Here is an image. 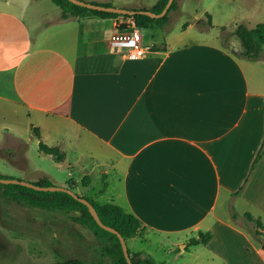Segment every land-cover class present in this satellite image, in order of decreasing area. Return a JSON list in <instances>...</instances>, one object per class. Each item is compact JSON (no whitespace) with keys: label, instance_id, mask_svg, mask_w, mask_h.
Returning <instances> with one entry per match:
<instances>
[{"label":"crops","instance_id":"0c3cea01","mask_svg":"<svg viewBox=\"0 0 264 264\" xmlns=\"http://www.w3.org/2000/svg\"><path fill=\"white\" fill-rule=\"evenodd\" d=\"M45 1L0 0V149L8 152L0 156L20 165L21 179L55 182L31 152L54 158L39 144L59 146L65 157L54 159L69 162L68 179L76 169L99 175L102 196L142 220L129 248L158 264H264V155L235 195L264 142V49L256 60L239 57L190 37L194 23L147 44L153 24L142 28L150 49L130 59L110 43L118 17L64 18L54 0L59 10L42 9ZM246 213L261 221L258 237ZM201 232L211 240L189 245ZM158 248L168 256L158 258Z\"/></svg>","mask_w":264,"mask_h":264},{"label":"rangeland","instance_id":"374dc122","mask_svg":"<svg viewBox=\"0 0 264 264\" xmlns=\"http://www.w3.org/2000/svg\"><path fill=\"white\" fill-rule=\"evenodd\" d=\"M110 1L115 5H120L119 3L125 0ZM138 1L149 5L155 0ZM178 1L180 4L183 1L181 12L172 11L170 21L164 24L163 29L161 26L156 27L154 25V29L144 30L147 44L160 40L161 36L165 37L171 34L174 38L183 34L184 25L194 23L197 27L188 32L190 37L197 39L209 38L213 42H221L228 50L242 57V43L239 38L230 33V29H235L242 22L250 27L264 22V0ZM45 2L42 9L49 13H54L60 9L52 0ZM208 13L212 15L213 26L207 33H204L200 29L208 28ZM201 19H204V22L201 23ZM223 25L227 27L224 31L221 29ZM220 32L221 37L219 40L217 35ZM31 155H33L35 161L46 169L48 177L55 181L54 184L64 185L62 181L70 177L68 174L70 171L69 162L59 167L58 162L50 155L38 158L34 150ZM0 169L16 177H23L20 165L17 162L12 163L10 158L0 156ZM75 176L72 178L76 181L74 190L77 193L82 196L93 197L103 204L109 201L106 197H103L105 195L102 196L105 185L104 179H101L99 175L81 174L79 177V171L76 169ZM78 177L79 179H77ZM253 225L255 224L253 223ZM143 231L144 228L141 229L139 234ZM142 243L140 242V246L151 248L147 243ZM128 244L130 245L131 241ZM155 244H152L154 248L157 245ZM155 254L160 259L168 256L161 248L155 250ZM71 258H81L85 262L114 264L112 258L102 252V243L94 232L74 222L66 214L37 212L0 193V264H50L63 262ZM171 260L172 264L182 262V260H174L173 257ZM168 264H171V261Z\"/></svg>","mask_w":264,"mask_h":264},{"label":"trees","instance_id":"16d2710c","mask_svg":"<svg viewBox=\"0 0 264 264\" xmlns=\"http://www.w3.org/2000/svg\"><path fill=\"white\" fill-rule=\"evenodd\" d=\"M59 6L63 8V17L69 18L71 16H76L84 10H91L102 16H114L120 17L122 15L133 16L138 24L142 28H148L149 26L155 24L159 26H164L165 23L169 22L171 17V12H179V1L175 0L170 7L169 11L166 15L162 17H152L148 14L136 13V14H122L116 12H109L104 10L91 9L82 5H78L70 0H54ZM169 0H158L156 4L151 8H143V9H151L155 12H161ZM96 3H101L94 1ZM105 5H112L111 3H101ZM207 15V14H206ZM209 16V26L208 28L213 26L212 15L208 13ZM204 22V19H201V23ZM207 28V29H208ZM223 31L227 29L226 26H222ZM230 33L237 38L240 39L243 51L242 56L247 59L256 60L259 59L262 55V50L264 48V22L258 23L254 27L248 26L246 23H240L236 26V28ZM152 48H158V45L154 44ZM35 132L39 133L38 129L35 128ZM40 149L47 154H51L57 160H63L65 157V153L59 146H51L43 141L40 142ZM1 154H7L5 151L0 149ZM264 155V142L261 145L253 165L251 167L249 176L247 177L245 183L241 186V188L235 193L238 195L247 185L250 180L252 174L256 170L261 158ZM0 177H14L12 175L3 173L0 171ZM35 183L42 185H52L54 184L49 178L41 179ZM68 184V185H67ZM73 189L76 187V181L71 178L66 184ZM0 193H3L7 198L28 207L31 210L37 212H52V213H64L69 218H71L74 222L83 225L84 227L90 229L94 232L96 237L102 243V252L107 256L111 257L114 261V264H129L126 255L124 253V249L121 243V240L117 233L112 232L110 230L102 227L93 214L91 213L89 207L76 199L73 195L65 191H52V190H38L33 187H29L22 184L17 183H3L0 182ZM88 198L97 208L102 220L116 229H118L126 239L137 236L141 229L143 228L142 220L134 215L131 212H128L121 205L114 202H107L105 204L96 200L93 197ZM235 217L237 214L235 213ZM245 217L250 222L252 221L255 225L250 224L248 222V228L255 236H259L262 234L259 227L262 226V223L259 219H256L252 216L251 213H246ZM212 233L211 232H201L199 237H193L189 241V245H196L201 243H207L211 240ZM132 260L135 264H158L156 259L149 253L144 251L133 252L129 248ZM50 264H102L101 262H85L81 258H71L65 260L63 262H53Z\"/></svg>","mask_w":264,"mask_h":264},{"label":"water","instance_id":"95a60500","mask_svg":"<svg viewBox=\"0 0 264 264\" xmlns=\"http://www.w3.org/2000/svg\"><path fill=\"white\" fill-rule=\"evenodd\" d=\"M70 1H72L78 5H82V6L91 8V9L104 10V11L116 12V13H122V14H131V15L136 14V13H143V14H148L152 17H162V16L167 14V12L169 11L170 7L172 6V4L175 0H169L168 3L166 4V6L164 7V9L159 13L155 12L151 9H134V8L118 7L115 5H105V4L96 3L93 1H87V0H70ZM0 182L6 183V184H8V183L22 184V185H26L29 187H33V188L38 189V190L65 191V192L70 193L76 199L85 203L89 207L91 213L93 214V216L95 217L97 222L102 227L118 234V236L121 240L123 249H124V253L126 255V258L129 262V264H135L134 261L132 260V257H131L130 251H129V245H128V242H127V239L125 238V236L115 227L106 224L102 220V218H101L97 208L95 207V205L88 198L77 193L74 189H72L68 186L57 185V184L42 185V184H38V183H35L33 181L21 179L18 177H0ZM263 248H264V243H263Z\"/></svg>","mask_w":264,"mask_h":264},{"label":"built area","instance_id":"2783aa9c","mask_svg":"<svg viewBox=\"0 0 264 264\" xmlns=\"http://www.w3.org/2000/svg\"><path fill=\"white\" fill-rule=\"evenodd\" d=\"M118 30L111 38V45L123 48L130 59H138L146 55L150 47L144 42L142 27L133 16L118 17Z\"/></svg>","mask_w":264,"mask_h":264}]
</instances>
